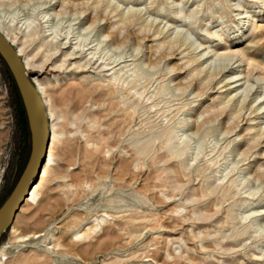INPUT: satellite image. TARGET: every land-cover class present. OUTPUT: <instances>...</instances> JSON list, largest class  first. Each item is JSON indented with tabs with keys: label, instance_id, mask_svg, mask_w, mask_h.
Masks as SVG:
<instances>
[{
	"label": "rangeland",
	"instance_id": "rangeland-1",
	"mask_svg": "<svg viewBox=\"0 0 264 264\" xmlns=\"http://www.w3.org/2000/svg\"><path fill=\"white\" fill-rule=\"evenodd\" d=\"M249 14L257 27L237 45L264 67V0H0L59 135L38 203L0 239V264H264V116L248 109L264 80L239 115L222 80L234 69L192 72V43L218 47L204 30L235 47ZM212 53L205 69L218 70ZM29 154L0 58V205Z\"/></svg>",
	"mask_w": 264,
	"mask_h": 264
},
{
	"label": "bare ground",
	"instance_id": "bare-ground-1",
	"mask_svg": "<svg viewBox=\"0 0 264 264\" xmlns=\"http://www.w3.org/2000/svg\"><path fill=\"white\" fill-rule=\"evenodd\" d=\"M179 11H181V10H179ZM175 15L177 18H179L178 13ZM184 16L186 18H190V15H188V14H184ZM246 17H247L246 18V20H247L246 21V28H245V30H241V34L235 39L236 41L237 40L239 41V39L241 41L243 39V37H245V35L249 31H253L257 27V25H256L257 16H255L253 14H249ZM6 19H5L4 15H0V32L6 38V40L11 45V47H13L17 51L18 56L20 57V59L23 62V65L25 66L26 72L29 73L35 69H33V65H32V63L29 62L28 58L24 56V50L20 49L18 46H16L17 45L15 42L16 37L12 36L11 28L9 26L10 21L7 22ZM13 20H14V18L11 21H13ZM28 22H29V19L26 18V20L23 23L26 25L25 28L29 27ZM204 31L206 33H208L211 37H213V36L217 37L219 42L216 45H218V47L216 46L217 48L215 47L212 49H211L212 46H209L208 49H206V47H203V51L200 54L199 53L196 54L195 50L199 46H202L203 43H199L197 46H195V44L192 43L191 51L194 54L193 55L194 61L197 62V67L194 68L192 70V72H197V73L204 72L205 77H208L211 80H214L217 74H219V73L224 74L226 69H227L226 72L234 69V73H232V75L231 74L223 75V77H222V80L224 82L228 81L229 79L233 80V81L226 82V84H225V86H227V85L229 86V88L227 89V93L225 94V98L227 99V101L225 103L227 104L228 102L231 101L232 104L235 106V108H237V112L239 113V115H241V111L245 107L246 99L248 97V92L253 88V85L255 83H258L261 80H264V76L257 72L258 69H263L264 67H262L259 62L255 61L250 56L251 53L249 50L246 51L244 48L238 47L237 44H240V41L234 43L236 45L233 44V46H235V47L231 46V47H228L227 49H224L223 47L226 46L228 41H231V40L225 39L223 36V33H216L215 34V33L211 32L210 30H207V29H205ZM161 32H162V30L158 31V34ZM187 32H188V29H187ZM69 34L70 33H67L66 39H68ZM53 38L56 39V36H54ZM178 41L179 40H176V39L172 40L171 38L168 40V42L170 44H172V46L176 45V42L178 43ZM80 46H81V44L77 45V47H80ZM83 46H84V44H83ZM62 48H64V47H62ZM221 49H222V51H221ZM81 50H83V49L81 48ZM209 52H213L212 55H214L217 59L225 60V63L222 64V66H220L218 68V70H216V69L213 70L214 68L212 70L205 69L207 67V60H208L207 58L208 57H205V58H203V57L205 56V54H208ZM52 55H54V54H52ZM52 55H49L46 58V60H44V61L47 62L48 60H50L52 58ZM71 55H74V54H71ZM212 55H210V56H212ZM215 57H214V59H216ZM74 58H76V57H71V59H74ZM231 61H233V62H231ZM217 62H219V61H217ZM234 63H236V65L232 66ZM245 65L248 66V70L245 73H243V71L240 70L239 68L242 66H245ZM112 68L113 67H110L109 69H112ZM109 69H107V70H109ZM31 80L35 84V86L37 87V89L39 90V92L41 94V99L43 100V104L45 106V110L47 113V121H48V129H49V146H48V151H47V159H46L45 164L42 167L41 174H40V177L38 179L39 181H37L33 185V187L31 188L28 197L25 199L24 205L25 204H37L38 203L40 190H41L43 184L48 180V178L50 177V174L52 172V168L54 165V152H55L56 145L59 141V135H58V132L55 128V124L53 123V121H54L53 115L51 113H49V111L47 109V105H48L47 94H46L44 88L42 87V85L39 82L35 81L36 79H34V78L32 79V77H31ZM251 80H252V82H250ZM223 81H219V82H223ZM231 84H232V86H230ZM243 85H244V87H243ZM240 89H241V93H239ZM252 95H253L252 100H250L248 102V106L249 105H251V106L248 109L254 113H257V115L261 114L262 116H264V94H262L261 92H258L256 89L253 91ZM256 125H259V124H256ZM254 127H256V126L253 125V128ZM263 134H264V126L259 125L258 131H257L255 136H257L260 139ZM256 212H259V211H253V214ZM12 231L15 234H18L17 230H15L13 227H12ZM82 235H84V234H82ZM44 237H45V234L40 233V234H36V235H31V234L21 235L17 239L20 242H25V241H29L31 239L41 238L39 242H43ZM260 255L264 256V253H260Z\"/></svg>",
	"mask_w": 264,
	"mask_h": 264
},
{
	"label": "water",
	"instance_id": "water-1",
	"mask_svg": "<svg viewBox=\"0 0 264 264\" xmlns=\"http://www.w3.org/2000/svg\"><path fill=\"white\" fill-rule=\"evenodd\" d=\"M0 58L10 71L21 98L30 132V154L15 186L0 205V239L13 224L47 159L49 129L41 94L25 70L17 51L0 32Z\"/></svg>",
	"mask_w": 264,
	"mask_h": 264
}]
</instances>
